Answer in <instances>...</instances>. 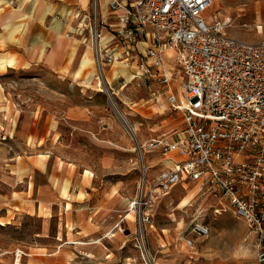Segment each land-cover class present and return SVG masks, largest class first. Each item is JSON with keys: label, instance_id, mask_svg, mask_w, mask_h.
<instances>
[{"label": "rangeland", "instance_id": "obj_1", "mask_svg": "<svg viewBox=\"0 0 264 264\" xmlns=\"http://www.w3.org/2000/svg\"><path fill=\"white\" fill-rule=\"evenodd\" d=\"M37 1L21 6L20 19L0 26V36L21 38L33 19ZM6 4L0 13L10 8L11 4ZM80 7L85 11L79 10ZM105 9L99 3L94 5L93 0L84 6L73 0H59L50 10L47 25L30 26L29 43L34 42L32 39L54 38L56 32L69 41L72 55L68 57L65 72L48 65L44 57L24 66L15 62L14 67L6 66L0 57V163L12 156L49 154L58 161L74 164V169L81 173L87 169L86 181L93 172V178L99 183L114 182L118 199L124 200L140 191L141 182L150 184L166 168L161 153L146 151L142 145L152 136L170 137L182 127L184 118L182 111L172 108L168 102L162 83L134 74L140 71L136 60L143 54L141 37H137L140 43L133 46L128 64L121 59L108 61L96 57L90 44L88 22L100 20L102 30L110 32L111 27L103 20L102 13L107 15L111 10ZM82 14L87 15L85 21ZM206 14L228 18V35L248 41L264 38V0H217ZM54 19L62 20L58 23ZM16 27L18 30L12 32ZM46 53H51L49 46ZM164 58L166 68L173 74L171 88L177 95L182 90L181 70L173 56ZM116 110L126 116L135 130L125 127ZM183 200H188V204L179 207ZM209 204L207 198L198 196L193 183H178L156 202L151 222L143 225L142 234L129 214L130 221L124 225L127 228L123 226L120 237L116 235L118 243L127 240L130 257L137 254V258H130L128 262L253 264L254 248L243 240L245 223L230 213L214 215ZM194 220L206 223L209 235L196 239L193 247L179 245L178 232L184 228L189 230ZM190 236L196 235L191 232ZM53 240L51 234L43 235L40 218L22 214L16 222L0 227V264L12 261L15 249L16 255L21 251L17 258L19 264L24 251L34 252V247ZM7 256L10 257L6 259Z\"/></svg>", "mask_w": 264, "mask_h": 264}, {"label": "built area", "instance_id": "obj_2", "mask_svg": "<svg viewBox=\"0 0 264 264\" xmlns=\"http://www.w3.org/2000/svg\"><path fill=\"white\" fill-rule=\"evenodd\" d=\"M214 1L108 0L109 9H122L115 32L105 40L100 20L88 22L90 44L100 60L127 63L141 37L138 73L162 83L172 108L183 113L184 124L170 137L152 136L142 145L173 162L148 188L141 182L129 203L140 234L159 199L178 183H193L214 215L230 213L245 223L243 240L254 248L253 264H264V38L228 35V18L206 14ZM107 42H119L122 50L114 52ZM166 48L182 73L177 95L164 65ZM209 233L206 223L194 220L176 241L193 247Z\"/></svg>", "mask_w": 264, "mask_h": 264}, {"label": "crops", "instance_id": "obj_3", "mask_svg": "<svg viewBox=\"0 0 264 264\" xmlns=\"http://www.w3.org/2000/svg\"><path fill=\"white\" fill-rule=\"evenodd\" d=\"M30 1L24 0L21 5L22 0H0V9L6 3L11 4L10 8L0 13V26H8L19 20L21 6L25 7ZM58 1L34 2L33 19L28 22L29 26L21 38L0 36V46L3 47L0 54L14 55L10 58L0 56L6 66L14 67L15 62L16 65L24 66L34 59L44 57L42 59L51 67L60 72L67 71L68 57L72 55L68 40L62 39L56 32L54 38L47 36L28 42L30 26L47 25L50 10ZM73 1L84 6L89 0ZM99 4L101 9L109 8L108 0H99ZM81 9L85 11V8ZM110 12L107 15L102 13L103 20L111 27L110 32L102 30L105 40L114 31L116 15L122 9ZM54 20L61 23L62 19ZM17 30L18 27L12 32ZM107 44L114 52L122 50L119 42ZM48 46L51 53L47 54ZM172 157L176 158L177 155L173 154ZM162 162L167 167L173 161L163 158ZM70 164L58 161L49 154L12 156L7 162L0 163V225L16 222V218L22 214H34L42 220L43 235L51 234L55 239L34 247V252L24 251V256L21 255L23 262L20 257L19 264H130L128 260L137 258V254L130 257L127 253V240L118 243L116 235L120 237L119 231L130 221L129 214L135 220L134 212L129 209L134 195L119 200L114 182L99 183L93 178V172L86 181L84 173L88 172L87 169L81 173L74 169V164ZM178 244L184 246L182 242ZM38 249L45 251L38 252ZM15 250L8 264H17L19 254L16 255Z\"/></svg>", "mask_w": 264, "mask_h": 264}, {"label": "bare ground", "instance_id": "obj_4", "mask_svg": "<svg viewBox=\"0 0 264 264\" xmlns=\"http://www.w3.org/2000/svg\"><path fill=\"white\" fill-rule=\"evenodd\" d=\"M215 1H217V0H215ZM215 1H214V3H215ZM210 17V16H209ZM86 54V53H85ZM165 55H166V58H171V56H173V50H172V48H166L165 49ZM174 58V57H173ZM165 59V58H164ZM172 59V58H171ZM164 65L166 66L167 65V63H166V61L164 60ZM111 105H113V107H114V104L113 103H111ZM116 109V108H115ZM116 116L123 122V124L125 125V127L127 128V129H129V130H133L134 129V127L129 123V121H128V119L126 118V116L122 113V112H120V111H118V110H116ZM135 130V129H134ZM188 200H183V202L179 205V207H184L185 205H187L188 204Z\"/></svg>", "mask_w": 264, "mask_h": 264}]
</instances>
